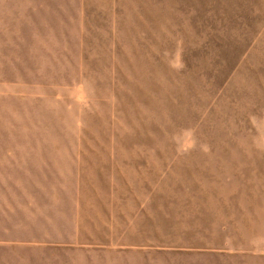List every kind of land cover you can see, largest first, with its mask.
<instances>
[{
	"label": "rangeland",
	"instance_id": "rangeland-1",
	"mask_svg": "<svg viewBox=\"0 0 264 264\" xmlns=\"http://www.w3.org/2000/svg\"><path fill=\"white\" fill-rule=\"evenodd\" d=\"M0 264H264V0H0Z\"/></svg>",
	"mask_w": 264,
	"mask_h": 264
}]
</instances>
